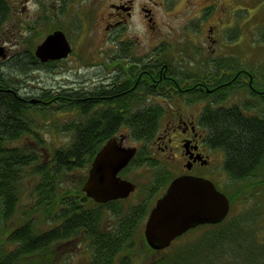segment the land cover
Masks as SVG:
<instances>
[{
    "label": "flooded vegetation",
    "instance_id": "af4514ba",
    "mask_svg": "<svg viewBox=\"0 0 264 264\" xmlns=\"http://www.w3.org/2000/svg\"><path fill=\"white\" fill-rule=\"evenodd\" d=\"M95 1L13 0L10 3L11 8L8 21L12 19L14 26L18 23L28 27L38 22L49 24V29L42 39L55 31H60L67 40L70 50L62 59L42 62L31 52H22L18 48L12 49V45L8 44L7 41L16 33L13 30L9 34V28L6 27L2 31L0 40V46L4 48L5 54L4 58L0 57V78H10L13 74L18 77V72L15 70H4V67L6 68L8 61L19 58L21 53L29 55L33 71H45L49 76L58 74L56 69L61 68L62 63L71 64L72 66L77 64L79 66L82 60L78 51L79 48L77 47V51L75 52L72 43L80 36L78 29L81 24L79 26L74 24V27L70 28L67 22L72 20L76 23L80 19L85 21L90 16H99L101 20L99 22L101 24L100 36L102 37V44L100 46L105 45L107 42L112 43V45L107 44L106 49L100 52L99 67L101 65L106 67V64L101 61L103 57H109L110 63L115 65L117 43L127 42V58L135 59L138 68L137 81L132 86H120L118 91L115 69L103 72L104 69L102 68L99 70L100 73L97 81L92 86H87V89L83 87L84 84L80 81V83L59 82L57 86L53 85L54 82L52 81L49 89H47L46 85H41L40 87V85L33 86L31 82L26 84L13 81V85L11 84L9 89L0 87V90L11 92L17 97L18 101L26 103L25 105L27 106L32 105L36 109H42L44 106L54 107L58 102L56 101L58 100L56 95L58 90H64L65 94L61 97L65 102L64 105H70L73 101H77L78 104L83 103L86 99L85 94L87 98H93L95 102L102 104L110 103L113 106L118 99L125 103L128 101L127 96L136 95L147 97L143 99V102L149 105L148 99L150 96L143 95L144 91L151 90V87H147L149 72L158 74L164 81V85L159 86V89L162 91L158 92V95L166 97L162 98L161 101L174 106V108L171 107L170 115L168 120L163 124V127L160 129L158 123L156 128L148 130L149 135L146 138L135 140L131 136L129 126L122 124L118 129L119 132L106 139L99 147L100 149L111 138H115L117 144L122 147H135L134 156L116 174L122 180H126L122 178V172L129 165L139 167L145 164L156 170L153 174L154 179H151V185L146 189L144 195V197L148 198L144 199L139 210L136 212L134 208H129L124 212L133 215L137 213L140 220H147L157 199L165 193L168 185L174 178L178 176H191L210 180L214 184L212 179H214L215 175H218L219 170L210 156L213 150L221 153L223 158L222 170L225 171L224 150L213 142L212 127L204 121L208 117L209 112L218 107L228 108L236 106L242 109L243 107L237 103L229 102L225 104L224 102L232 92H241L244 88H247L249 93L264 107V1L184 0L183 7L190 8V15L185 19L184 24L188 23L185 27H188L190 30L193 28V33L190 34L191 47L188 48L192 49H183L189 55V63H183L176 59L175 69L168 66L165 61L159 60L158 56L157 59L150 60V57L144 52L148 39L143 46L141 42L139 43L140 51L138 50V57L134 56V49L130 51L128 42H131L133 37L136 41V37L132 35L129 29L132 26L133 19H137L140 23L145 22L152 32H155L158 28L156 22L158 9H161L162 6L164 7L165 1H174L175 3L177 0H97L96 2L99 1L100 4H103L100 12L94 7ZM83 2H88V4L84 6ZM22 15L26 16V20H20V16ZM205 23H207L206 27L204 26ZM204 27L205 35H201ZM184 32L185 30L183 29L182 36H184ZM156 37L153 36L152 41H156ZM248 56L262 59L255 63H250L247 61ZM32 69L30 70L32 71ZM105 74H108V77L103 76ZM126 77L128 78V75ZM152 86L156 88L154 84ZM46 90H48L49 95L45 96V98L43 97V93ZM127 93L129 94L121 99ZM45 94L47 95V93ZM32 98L38 101L31 104L30 99ZM246 115L261 117L264 114L253 115L248 113ZM128 138L132 143L137 144V146H124L123 140ZM154 146L161 151V154H158V158L149 157V149H152ZM96 153L88 166L82 187L87 179L88 170ZM176 161L179 166L175 171L173 165ZM164 166L174 168L175 176L173 178L169 179L167 176L159 173L163 168H167ZM262 167L264 168V164ZM129 182L133 184V189L123 197L129 198L136 191V185L132 181ZM82 187L81 191L84 197H88L83 192ZM140 191H142L141 194L143 195L144 191ZM126 199L108 200L107 203L117 201L118 204ZM88 202L92 204L98 203L96 201ZM208 224L210 226L213 225L212 223H204L185 230L176 236L167 247L158 252L173 247H177L175 248L176 250L182 248L186 250H191L192 248L193 250L194 246H199L195 251L208 252V249H212L211 235L208 236L206 234L203 240H199V238L198 242L191 241L190 239L199 228H205L206 226L204 225ZM207 232L202 233V235ZM143 239L146 246L149 247L145 238ZM241 249H245L246 251V255L243 256V264H264V252L259 255L258 259L249 260L247 256L250 249H247L244 245ZM263 249L264 247L258 250L262 251ZM192 262V260L184 261L185 264H192Z\"/></svg>",
    "mask_w": 264,
    "mask_h": 264
},
{
    "label": "trees",
    "instance_id": "16d2710c",
    "mask_svg": "<svg viewBox=\"0 0 264 264\" xmlns=\"http://www.w3.org/2000/svg\"><path fill=\"white\" fill-rule=\"evenodd\" d=\"M9 12V0H0V37ZM24 61L20 59L16 72L31 68ZM0 80V87L9 89L13 85L8 78ZM45 93L48 94V90L43 97ZM64 94V90L57 91L59 103L56 110L74 109V106L63 104L61 97ZM83 103L85 108L78 105L74 116H69L70 121L66 124L68 132L73 133L72 143L66 148H57L50 161L44 148L39 147L44 141L35 129L34 113L41 110L18 101L11 92L0 90V264H53L56 262L54 250L57 244L79 234L85 238L94 227L103 234L94 243L95 251L89 264H115L119 255L122 256L118 264H127V256L135 247V242L131 241L137 228L138 214H129L127 222L119 226L113 227L108 222L109 228L104 229L94 214L96 211L101 219V207H93L96 204L89 203L81 191L86 174L79 178L74 189L56 186L54 180L61 172L73 169L85 171L99 147L118 133L122 124L129 126L133 139L146 138L148 130L157 127L161 112L136 95L129 96L125 103L118 99L114 106L110 103L98 105L93 98L87 97ZM204 121L212 127L213 142L224 150V169L229 176L239 181L253 180L259 175L264 177V115H246L236 106L218 107L209 112ZM25 138H30V141L17 144ZM34 141L37 143L35 147L31 145ZM28 183L31 184L30 191L33 186L37 187L33 202L31 192L28 197H23ZM255 188H264V179L251 181L245 187L246 191ZM69 189L74 191V197H66ZM111 204H117V201ZM35 214L43 221L31 218ZM15 219L19 224L11 232H4L6 223ZM51 221L56 224L55 228L47 227ZM220 224L213 225L212 251H192L187 257H172L175 252L170 256L162 255L148 264H185L184 261L190 260L192 264H215L214 259L225 252L223 246H217L232 240L229 233L225 238V227L220 228ZM242 246L233 248V251L226 250L238 255ZM223 264L237 262L233 259Z\"/></svg>",
    "mask_w": 264,
    "mask_h": 264
},
{
    "label": "rangeland",
    "instance_id": "374dc122",
    "mask_svg": "<svg viewBox=\"0 0 264 264\" xmlns=\"http://www.w3.org/2000/svg\"><path fill=\"white\" fill-rule=\"evenodd\" d=\"M183 1L184 0H177L175 3L174 1L164 2V7L162 6L161 9L159 8L156 13V22L158 28L157 30H155V32H152L151 28H149L145 22L140 23L139 21H137V19H133L132 26L129 29L132 35L136 37V41L133 37L131 39V42H128V46L130 48V51L134 49V56H137L139 53V43L141 42V45L143 46L145 45L148 39L144 52L150 57V60L157 59L158 56L159 60L165 61L168 66L174 69L176 67V59L177 61H181L183 63H189V55L183 49L187 50L189 47H191L190 34L193 33V28L190 30L188 27H185L188 25V23L184 24V22L185 19H187L190 15V8H184ZM9 2L11 3L13 2V0H9ZM87 4L88 2H83L84 6H86ZM102 6L103 4H100L99 1L94 4V7L97 8L99 12L100 10H102ZM9 16L10 12L4 24V29L8 27L9 34L13 30H15L17 36L15 34L14 36L10 37L7 43L12 45V49L18 48L22 52L28 51L33 53L35 56L36 47L43 40L42 37L49 29V24L38 22L28 27L24 24L18 23L14 26L12 19L8 21ZM20 17V20H26L25 15H22ZM99 22H101L99 16H90L89 18H86L85 21H82L80 19L77 20L76 23L72 20H69L67 22V25H70V28L74 27V24H76V26H79L81 24L78 29L80 32V36L77 37L72 43L75 52L77 51V47L79 48L78 51L82 59L79 66L77 64L72 66L71 64L62 63L61 68L56 69L58 74H53V76H49V74L45 71H33V69L31 71L30 69L33 68V66L30 65L31 60L29 59V55L21 53L19 58H15L8 61L6 63V68L4 67V70H16L18 65H20V59H25L26 61H24V63L29 64L31 68L27 70L21 69V71L18 72V77L14 76L13 74L10 76V78L8 77V79H12V81H18L26 84H29L31 82L33 86L40 85L41 87V85H46L48 87L47 89H49V86L52 84V81L54 82L53 85L55 86H57V83L59 82L63 83L65 81L68 83H77L80 81L83 82L84 85L82 83L81 84L84 88H86L87 86H92L97 81V78L99 77L100 73L99 70L103 68V72H109L110 70L115 69L117 87L132 86L137 81L136 77L138 74V68L136 66L135 59L127 58V42L117 43V57L115 58V65L110 63L109 57H103L101 61L106 64V67H103V65L99 67V59L101 58L100 52L106 49L107 44L112 45V43L107 42L105 45L100 46L102 44V37L100 36L101 24ZM204 26L206 27L207 23H205ZM205 27L202 29L201 35H205ZM183 29L185 30L183 34L184 36L181 35ZM85 34L89 35L90 37L86 36ZM153 36H157L156 41H152ZM191 49L192 48L188 50ZM261 59L262 58L259 57H247V61L250 63H255L256 61ZM149 63L153 65L151 62ZM126 75H128V78L126 77ZM103 76L108 77V74H105ZM65 77H67L68 79ZM45 79L48 81L46 82ZM163 83L164 81L158 74L149 72V78L147 79V87H151V90L144 91L143 94L144 96H150V98L148 99V104L155 105L156 109L161 112V114H158L160 121V129L163 127V124L168 120L171 107L174 108V106L166 104L165 101H161L162 98H166L165 96L158 95V92L162 91L159 89V86L164 85ZM153 84L156 88L152 86ZM128 94L129 93L122 96L121 99L126 97ZM48 95L49 94H47L46 96ZM85 97H87L86 94ZM144 98L147 97H141V100H143ZM56 101L58 102L57 104H55L54 107L44 106L42 109H37L41 111H39L38 113H34L35 122L37 123L35 129L38 130V133L44 141L43 144H41L39 147L44 148V150L47 152L46 158L49 157L50 161L53 158L54 151L57 148H66L73 141V133L70 131L68 132V126H66V124L70 121L71 116H74V109L78 105H80L82 109L85 108L84 103L78 104L77 101H73L70 103V106H74V109L64 108L65 110H56V106L58 105L59 100ZM61 101L63 102V104H65L62 99ZM229 102H234L242 106L243 108L241 110L245 114H264V107H262L258 100L249 93L247 88H244L243 90H241V92H232L230 96L227 97L224 103L227 104ZM98 105H102V103H98ZM29 141L30 138H25L24 140L17 142V144H21L23 142L28 143ZM36 144L37 143L35 141L31 143L33 147L37 146ZM123 144L124 146H137V144L132 143L129 138L124 139ZM158 154H161V151H159L156 146H154L152 149H149L150 158L151 156L154 158H158ZM210 156L215 166L219 170L218 175H215L212 181L214 182L217 189L223 192L228 198L234 197L233 200L231 199L230 201V209L227 217H225L226 219H223L224 221L220 224V228L225 227V236L227 235V233H229L232 240H230V242L227 241L221 243L217 246H223L225 248V252L220 254L218 258H215L214 262L215 264H223V262H226L227 260L235 259L237 264H243V256L246 255L245 249H240L238 255H235L236 252L229 253L226 250L227 248L228 250L233 251V248L235 250L238 246L241 245H244L247 249H250L247 259L256 260L258 259L259 255L264 252V249L262 251L258 250L264 247V188H255L246 191L245 187L251 181L262 180L264 179V177L259 175L253 180L245 179L243 181L233 179L224 170H222L223 158L221 153L217 152L216 150H213ZM142 166L138 167L136 165H129L122 172L123 179L132 181L136 185L135 193L131 197L127 198V201L124 200L118 204L107 203L108 201H105L103 203L98 202L96 203V205L93 206H99L103 211L101 219L100 215L96 213V211H94L95 219L97 221L100 220L102 228H109L108 222L113 227H115L116 225L119 226L121 223L127 222L129 218L119 219L115 217L114 212L124 213L129 208H134L136 209V211H138L144 199L148 198L144 197V195L146 193V189L149 188L151 185V179H154L153 174L156 172V170L151 167H148L145 164ZM173 166L175 167L176 171L179 166L177 161ZM164 167L167 168H163L159 171V173L161 175L167 176L169 179L173 178L175 176L174 168H172L171 166ZM87 169L88 167L85 171L73 169L67 172H61L59 174L60 176H58L54 180V183L56 186L59 185L63 188L74 189L77 183L79 182V178L86 174ZM30 189L31 184L28 183L26 185L25 192L23 193V197H28L29 192H31V197H33V200L31 201V198H29L28 200L33 202L36 200L34 196H36L35 191L37 190V187L33 186L32 191H30ZM72 189H69L70 192L66 194V197H74V191ZM140 190L144 191L143 195L141 194L142 191ZM29 204L30 203L25 205L26 210ZM21 205L23 206L24 203H22ZM31 218H33L37 222L43 221V218H38L36 214L31 215ZM137 220V224H139L135 229V234L132 237L131 241V243L135 242V247L132 251H130V255L127 256L131 264H148L154 261L155 259L160 258L162 255L168 254V256H170L175 252L176 253L172 257H175L177 255L181 257H187L191 253V251H195L199 247L194 246L193 250L192 248L191 250H186L185 248L176 250L175 248L177 247H173L167 250H163L159 253L158 251L154 252L146 246L143 239L144 237L142 231H144V225L146 220H140L138 215ZM18 224L19 222L17 221V219H15L14 222L11 221L6 223V225L3 227L4 232H11L13 230V227H15V225L17 226ZM50 226L55 228L56 224L51 221L50 225H47V227ZM200 226L206 227L199 228V230L194 233V235H192V237L190 238L191 241L198 242V239L200 238L199 240H203L206 234L208 236L212 235L214 227L210 226L209 224ZM210 227H212V229H210ZM100 231L101 230H95L94 227L92 233L85 238H83L82 234H79V239L72 238L62 242L61 244L56 243L57 245L54 250V259L56 261L55 263L89 264L90 259L95 251L94 243L97 239L101 238L103 234L99 233ZM102 231L104 232V230ZM206 231L208 232L202 235V233ZM225 238L227 239L228 236H226ZM212 249H208L207 251H212ZM121 256L122 255H119L117 258H120Z\"/></svg>",
    "mask_w": 264,
    "mask_h": 264
},
{
    "label": "water",
    "instance_id": "95a60500",
    "mask_svg": "<svg viewBox=\"0 0 264 264\" xmlns=\"http://www.w3.org/2000/svg\"><path fill=\"white\" fill-rule=\"evenodd\" d=\"M264 1V0H263ZM64 35L55 31L37 45L35 56L42 62L59 59L69 52ZM0 47V57L4 58ZM37 99H30L34 104ZM135 147H122L109 139L96 153L82 187L88 197L99 201L123 198L133 184L116 176L135 154ZM230 209L227 196L204 178L178 176L159 197L146 220L143 236L153 250H161L185 230L199 224L221 222Z\"/></svg>",
    "mask_w": 264,
    "mask_h": 264
},
{
    "label": "bare ground",
    "instance_id": "6f19581e",
    "mask_svg": "<svg viewBox=\"0 0 264 264\" xmlns=\"http://www.w3.org/2000/svg\"><path fill=\"white\" fill-rule=\"evenodd\" d=\"M87 201H96V202H101V203H103V202H105V201H97V200H95L94 198H92V197H84ZM127 197H123V198H118V199H126ZM114 215H115V217H117V218H119V219H124V218H128V217H130V215L128 214V213H123V212H114ZM77 239H79V235H77V237H76ZM118 262H119V258H117L116 259V262H115V264H118ZM126 262H127V264H131V262H130V260L127 258L126 259Z\"/></svg>",
    "mask_w": 264,
    "mask_h": 264
}]
</instances>
